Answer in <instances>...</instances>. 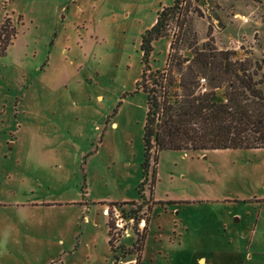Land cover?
Returning <instances> with one entry per match:
<instances>
[{"label":"rangeland","instance_id":"374dc122","mask_svg":"<svg viewBox=\"0 0 264 264\" xmlns=\"http://www.w3.org/2000/svg\"><path fill=\"white\" fill-rule=\"evenodd\" d=\"M172 2L0 0L16 29L0 55V264H134L137 234L108 243L118 205L149 219L140 264H264L263 148L163 150L152 196L151 167L140 184V37ZM192 6L198 45L210 27L264 58V0ZM170 40L153 41L152 69Z\"/></svg>","mask_w":264,"mask_h":264},{"label":"trees","instance_id":"16d2710c","mask_svg":"<svg viewBox=\"0 0 264 264\" xmlns=\"http://www.w3.org/2000/svg\"><path fill=\"white\" fill-rule=\"evenodd\" d=\"M195 8L192 0H173L157 12L140 37L142 69L135 89L146 99L140 184L151 167L150 196L163 150L264 149V58L251 52L237 56L234 49L218 47L210 27L207 40L198 45L195 35L190 39L187 32L188 17ZM169 34L165 64L152 69V43ZM15 36V27L5 18L0 26V55ZM148 220L133 244L134 264H140ZM107 226L111 245L109 221Z\"/></svg>","mask_w":264,"mask_h":264},{"label":"built area","instance_id":"2783aa9c","mask_svg":"<svg viewBox=\"0 0 264 264\" xmlns=\"http://www.w3.org/2000/svg\"><path fill=\"white\" fill-rule=\"evenodd\" d=\"M103 212L110 222L111 237L119 241L122 235L130 236L137 234L144 229L145 219L143 217L137 220V216L130 211L122 209L121 205L105 207Z\"/></svg>","mask_w":264,"mask_h":264},{"label":"crops","instance_id":"0c3cea01","mask_svg":"<svg viewBox=\"0 0 264 264\" xmlns=\"http://www.w3.org/2000/svg\"><path fill=\"white\" fill-rule=\"evenodd\" d=\"M142 253H143V252H142ZM142 253H141V255H142ZM261 253H263V252H258V253L255 254V252H249V251H248V261H251L255 255L258 256V255H260Z\"/></svg>","mask_w":264,"mask_h":264}]
</instances>
